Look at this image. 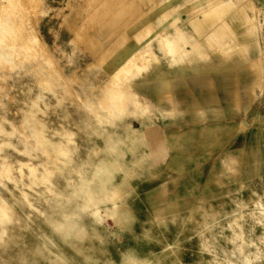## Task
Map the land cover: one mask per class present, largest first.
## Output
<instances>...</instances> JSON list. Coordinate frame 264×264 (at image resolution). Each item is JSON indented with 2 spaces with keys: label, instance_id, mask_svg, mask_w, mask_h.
Segmentation results:
<instances>
[{
  "label": "rangeland",
  "instance_id": "rangeland-1",
  "mask_svg": "<svg viewBox=\"0 0 264 264\" xmlns=\"http://www.w3.org/2000/svg\"><path fill=\"white\" fill-rule=\"evenodd\" d=\"M201 1L0 0V264H264V144L259 161L184 144L196 158L174 162L156 116L111 97L122 62L144 67L122 65L125 99L157 67L147 44L170 57L173 26L235 3Z\"/></svg>",
  "mask_w": 264,
  "mask_h": 264
},
{
  "label": "crops",
  "instance_id": "crops-1",
  "mask_svg": "<svg viewBox=\"0 0 264 264\" xmlns=\"http://www.w3.org/2000/svg\"><path fill=\"white\" fill-rule=\"evenodd\" d=\"M205 1L199 4L207 10ZM233 1L235 3L227 2L228 7L221 3L202 17L188 19L178 29L173 26L165 37L158 40L163 49L172 54L170 57L155 47L154 42L147 44L144 49L152 52L155 48L159 61L157 67L147 73V81H140L139 95L128 90L129 97L121 99L123 94L126 97L118 74L122 65L125 72L140 74L144 70L133 56L122 62L114 73L116 86L120 87L111 97L117 99L115 102L124 103L131 98L137 99L147 114L156 116V121L170 133L172 149L169 158L174 162L196 158V155L185 157V153H192V150L185 152L184 144L192 149L191 145L212 142L225 145L220 147L219 153H225L226 158L244 161L263 158L264 118L260 114V104L251 102L249 97H252L251 91L257 87V81L264 79V0H251L260 13L254 23L251 22L253 13L247 11V17L238 14L249 0ZM234 4L235 19H224L226 12L222 10L232 9ZM209 22L211 24H206ZM123 77L131 75L127 73ZM165 80H170V88ZM132 109L130 105L131 112ZM167 112L170 117L165 115L164 119ZM157 116H161L162 121ZM168 120L171 121L164 122ZM81 127L83 130L87 128L85 125ZM207 128L217 129L213 139L206 136ZM85 139L84 136V142ZM88 141L96 142L95 139ZM242 145H245L244 156ZM252 168L258 166L252 164Z\"/></svg>",
  "mask_w": 264,
  "mask_h": 264
},
{
  "label": "bare ground",
  "instance_id": "bare-ground-1",
  "mask_svg": "<svg viewBox=\"0 0 264 264\" xmlns=\"http://www.w3.org/2000/svg\"><path fill=\"white\" fill-rule=\"evenodd\" d=\"M18 3H19V2H18ZM20 4H21V3H20ZM20 4H19V5H20ZM23 4H24V3H23ZM21 6H22V5H21ZM24 8H25V7H24ZM28 8H29V7H28ZM30 9H31V8H30ZM26 10H27V9H26ZM16 11H17V10H16ZM27 12H28V10H27ZM18 13H19V12H18ZM28 15H29V14H28ZM28 19H29V18H28ZM10 20H12V19H10ZM1 22H2V20H1ZM25 24H26V22H25ZM15 26H16V25H15ZM23 27H24V26H23ZM20 32H21V31H20ZM21 33H22V32H21ZM21 33H20V34H21ZM28 34H29V33H28ZM26 44H27V43H26ZM27 46H28V45H27ZM100 93H102V92L100 91ZM6 209H7V212L9 213V215H10V206H7ZM245 259H246V258H245ZM245 259H244V260H245ZM246 260H247V259H246ZM246 260H245V261H246ZM248 260H249V259H248ZM248 260H247V261H248ZM247 261H246V262H247ZM249 261H250V260H249Z\"/></svg>",
  "mask_w": 264,
  "mask_h": 264
}]
</instances>
